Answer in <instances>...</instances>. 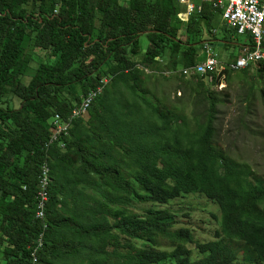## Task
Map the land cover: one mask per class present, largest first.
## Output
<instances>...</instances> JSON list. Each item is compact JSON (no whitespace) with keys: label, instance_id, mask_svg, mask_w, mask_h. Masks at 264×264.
<instances>
[{"label":"trees","instance_id":"trees-1","mask_svg":"<svg viewBox=\"0 0 264 264\" xmlns=\"http://www.w3.org/2000/svg\"><path fill=\"white\" fill-rule=\"evenodd\" d=\"M182 10L177 0H0V242L7 264L30 262L41 230L42 164L51 196L37 264H264V177L217 144L221 100L213 88L223 75H252L249 102L258 90L264 106V59L213 69L210 81L184 73L201 60L210 40L204 26L214 34L221 11L204 3L184 22ZM159 78L200 94L205 119L166 105L147 85ZM99 86L88 117L73 119L65 147H47L53 116L67 117ZM191 196L218 209L210 211L217 227L208 240L178 225L169 205Z\"/></svg>","mask_w":264,"mask_h":264},{"label":"rangeland","instance_id":"rangeland-1","mask_svg":"<svg viewBox=\"0 0 264 264\" xmlns=\"http://www.w3.org/2000/svg\"><path fill=\"white\" fill-rule=\"evenodd\" d=\"M200 1V0H198ZM185 17V16H184ZM217 16L212 23V28H217V32L211 34L205 25L203 37L207 39H219L227 42L216 43L212 48L217 56L223 61H229L239 56L246 45L250 44L247 35L233 33L230 39L225 35L223 24ZM143 48L148 45L146 36L141 37ZM199 57L204 59L203 49L199 52ZM264 57V55H263ZM28 68V73L24 80L35 71L38 62L42 59L37 56ZM264 59V58H263ZM262 60V59H258ZM250 64V63H249ZM252 64V63H251ZM239 70V69H237ZM255 66L250 67V74H253ZM223 76L220 85L213 88L217 97L221 100L219 113L216 120L217 124V144L231 153L235 158L247 162L259 175L264 177V106L258 90L253 95V102H249V87L254 81L252 75L244 76L242 73L235 72L229 81ZM148 88L153 90L156 95L171 109L187 114L189 117L196 115L200 120L205 119L207 112L206 104L202 102V96L196 92H190L186 87L180 88L175 80L149 81ZM186 93H185V92ZM147 97L153 100L150 94ZM176 213L178 225L190 226L199 240L212 238L213 231L217 227L216 221L211 216V210L216 211V206L205 197L191 196L187 198H177L169 204ZM145 205H137L136 210L142 211ZM162 247L166 248L165 243ZM195 251V249H193Z\"/></svg>","mask_w":264,"mask_h":264},{"label":"built area","instance_id":"built-area-1","mask_svg":"<svg viewBox=\"0 0 264 264\" xmlns=\"http://www.w3.org/2000/svg\"><path fill=\"white\" fill-rule=\"evenodd\" d=\"M184 10L177 13V16L184 22L190 19L193 13L201 14L204 3H209L215 10L221 11V23L230 26L234 33L247 35L250 44L246 45L243 52L234 60L235 64L255 63L257 57L264 55V0H177ZM185 16V17H183ZM217 32V28L213 29ZM210 43L204 42L203 50L205 57L194 65L183 68L184 73H204L211 78V70L220 66L221 60L213 51ZM167 73H170L169 71ZM101 91V86L97 89L90 90L67 116L63 117L56 113L51 119L52 132L46 142V146L58 142L60 147H65V139L70 135V128L73 119L85 115L88 112L94 98ZM49 182L45 177V169L43 164L38 175L37 182V201L35 206V219L40 222L41 230L34 246L30 250L29 264H37L39 262L40 250L45 245V233L49 227L47 222V204L51 196Z\"/></svg>","mask_w":264,"mask_h":264},{"label":"bare ground","instance_id":"bare-ground-1","mask_svg":"<svg viewBox=\"0 0 264 264\" xmlns=\"http://www.w3.org/2000/svg\"><path fill=\"white\" fill-rule=\"evenodd\" d=\"M184 17V16H183ZM258 59H263V55L257 57ZM249 63H243V64H235L234 61L232 62H222L220 63V66L218 68H216V70H219V72H222L224 69L230 67V69H242L244 67H246ZM212 71V70H211ZM235 72V71H234ZM224 76V75H223ZM220 85V83H218V86ZM46 179L48 180V175H46Z\"/></svg>","mask_w":264,"mask_h":264},{"label":"water","instance_id":"water-1","mask_svg":"<svg viewBox=\"0 0 264 264\" xmlns=\"http://www.w3.org/2000/svg\"><path fill=\"white\" fill-rule=\"evenodd\" d=\"M223 29H224V32H225L227 38L230 39L231 35L234 33V30L228 25H224ZM208 42L210 43V45L212 47H214L216 45V43H218V42L223 44L224 42H227V41L219 40V39H212V40H208ZM194 44H196V43H194Z\"/></svg>","mask_w":264,"mask_h":264},{"label":"crops","instance_id":"crops-1","mask_svg":"<svg viewBox=\"0 0 264 264\" xmlns=\"http://www.w3.org/2000/svg\"><path fill=\"white\" fill-rule=\"evenodd\" d=\"M217 86V85H216ZM86 117H88V113L85 114ZM6 242H0V264H7L8 263V259L5 256V252L4 250L6 249Z\"/></svg>","mask_w":264,"mask_h":264}]
</instances>
